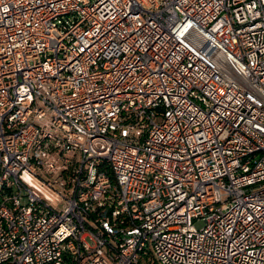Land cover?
<instances>
[{"label": "built area", "instance_id": "1", "mask_svg": "<svg viewBox=\"0 0 264 264\" xmlns=\"http://www.w3.org/2000/svg\"><path fill=\"white\" fill-rule=\"evenodd\" d=\"M0 264H264V0H0Z\"/></svg>", "mask_w": 264, "mask_h": 264}]
</instances>
